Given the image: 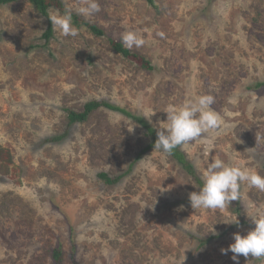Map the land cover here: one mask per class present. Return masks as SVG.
Wrapping results in <instances>:
<instances>
[{
	"label": "rangeland",
	"instance_id": "1",
	"mask_svg": "<svg viewBox=\"0 0 264 264\" xmlns=\"http://www.w3.org/2000/svg\"><path fill=\"white\" fill-rule=\"evenodd\" d=\"M59 1L77 15L85 6ZM97 2L100 11L79 16L102 36L52 29L48 40L47 20L28 0L0 7V146L10 157L0 159V264H54L56 248L61 264H235L221 249L254 227L264 191L242 185L241 200L193 210L189 194L200 187L148 147L143 127L103 107L69 126L66 111L105 102L156 133L170 106L211 95L220 127L178 150L202 183L217 158L264 176V0ZM125 30L146 43L128 49ZM100 174L125 175L107 184ZM235 217L239 225L223 223ZM239 264H264V256L241 255Z\"/></svg>",
	"mask_w": 264,
	"mask_h": 264
},
{
	"label": "clouds",
	"instance_id": "2",
	"mask_svg": "<svg viewBox=\"0 0 264 264\" xmlns=\"http://www.w3.org/2000/svg\"><path fill=\"white\" fill-rule=\"evenodd\" d=\"M98 11H100V5L97 0H85V6L77 9V13L84 17H89ZM48 18L54 31L58 30L64 36L77 34L72 23L71 9L63 15L53 14ZM121 39L128 49L139 48L146 43L143 36L133 30H125ZM229 99L230 102H234V98ZM213 102L214 97L211 95L193 96L189 94L181 105L170 106L166 109V123L156 132L157 139L154 149L169 155L178 146H186L190 141L201 138L204 134L220 127L222 117L211 108ZM153 115L154 113L146 112L144 118L151 122ZM133 130L132 128L131 131ZM242 185L264 191V176H261L255 169L241 168L225 163L219 158L214 159L208 164L203 174V186L198 191L189 194L190 206L193 210L225 208L230 205V202L242 199L240 191ZM250 218L254 227L245 235L239 232L234 233V242L227 249H221L222 254L233 253L231 259L235 264H239L241 255L245 258L250 254L256 258L264 256V213L257 212ZM223 223L239 225V220L237 217L226 218ZM184 260H181L180 264H183Z\"/></svg>",
	"mask_w": 264,
	"mask_h": 264
},
{
	"label": "trees",
	"instance_id": "3",
	"mask_svg": "<svg viewBox=\"0 0 264 264\" xmlns=\"http://www.w3.org/2000/svg\"><path fill=\"white\" fill-rule=\"evenodd\" d=\"M16 1L17 0H0V7L5 6L7 4H10V3H13V2H16ZM146 1L149 4L152 3V0H146ZM28 2L31 5V7L34 8V10L38 13V15H40L42 18H45L47 20V29L43 33L42 36H43V39L48 40L52 36V25H51L50 19L48 18L49 10L51 8H56L63 15L68 9L65 8L64 5L62 4V2H60L59 0H28ZM72 23H73V26L75 28L87 31V32H89L95 36L100 37L103 35V32L99 28H97L95 25L91 24L90 22L85 21L79 15H77L76 13H73V12H72ZM110 45H111V48L114 50V52H116L117 54H120L123 58H127V59H129V58H133V59L137 58L138 59L139 58V64H140L141 68H143L145 70L153 71L154 68L149 61L145 60L144 58H140L134 54H131V52L129 50L125 49L121 44L114 43V42L110 41ZM263 85H264V82L261 84H258L257 86L261 87ZM101 107L106 108V109L111 110V111L121 113V114L127 116L128 118H130L131 120L135 121L141 127H143L144 130L146 131L145 134L147 135V137L150 140L148 147L154 148V143L157 139L156 133L154 132V130L151 127L148 126V124L145 122L144 119H142L141 117L132 116L131 114L125 112L124 110H122L120 108L113 107V106H111L105 102H97V101L87 102V103H85V105L83 107V111L81 113L66 111L67 112L68 125L70 126L72 124L83 123L84 121H86V119L88 118L90 113H92L93 111H95ZM59 138L60 137H58V138L55 137V138L51 139V141H54V140L57 141V140H59ZM178 147L175 148L172 151V153L169 155L172 156V158H174V160L189 175H191L193 177L195 182L201 188L203 186V183L195 174L192 165L186 161L184 155L178 150ZM2 157H6L7 162L10 163V157L8 156V153L6 151H4L3 148L0 146V159ZM124 175L117 176L114 179L108 177L106 174H100V175H98V177L107 184H114V183H117ZM211 239L212 238H209L204 242L202 241V242H200V244L203 245L205 242L210 241ZM52 259H53L54 264H61V262H62L61 251L59 248H56L53 250Z\"/></svg>",
	"mask_w": 264,
	"mask_h": 264
}]
</instances>
